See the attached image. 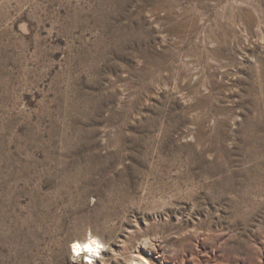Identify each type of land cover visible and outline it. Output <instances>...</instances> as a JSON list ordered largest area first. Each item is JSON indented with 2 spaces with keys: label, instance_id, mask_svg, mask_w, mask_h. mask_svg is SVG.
Listing matches in <instances>:
<instances>
[{
  "label": "rangeland",
  "instance_id": "rangeland-1",
  "mask_svg": "<svg viewBox=\"0 0 264 264\" xmlns=\"http://www.w3.org/2000/svg\"><path fill=\"white\" fill-rule=\"evenodd\" d=\"M90 235L264 264V0H0V264Z\"/></svg>",
  "mask_w": 264,
  "mask_h": 264
},
{
  "label": "bare ground",
  "instance_id": "bare-ground-1",
  "mask_svg": "<svg viewBox=\"0 0 264 264\" xmlns=\"http://www.w3.org/2000/svg\"><path fill=\"white\" fill-rule=\"evenodd\" d=\"M73 253L82 258L83 264L93 262L95 258H100L103 255L101 251L104 247L103 243L94 236H85L84 238L76 239L72 242ZM100 253V254H99ZM142 259V258H141ZM132 258L130 264H149L147 261Z\"/></svg>",
  "mask_w": 264,
  "mask_h": 264
}]
</instances>
